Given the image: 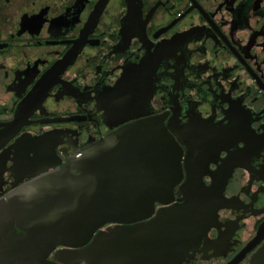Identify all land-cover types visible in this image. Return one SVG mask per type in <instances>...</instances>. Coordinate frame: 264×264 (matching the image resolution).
I'll use <instances>...</instances> for the list:
<instances>
[{
  "label": "flooded vegetation",
  "instance_id": "1",
  "mask_svg": "<svg viewBox=\"0 0 264 264\" xmlns=\"http://www.w3.org/2000/svg\"><path fill=\"white\" fill-rule=\"evenodd\" d=\"M122 95L139 116L112 114ZM150 120L182 149L175 199L94 238L180 205L217 228L186 238L179 264H228L264 222V0H0V199ZM80 250L48 264H88Z\"/></svg>",
  "mask_w": 264,
  "mask_h": 264
},
{
  "label": "water",
  "instance_id": "2",
  "mask_svg": "<svg viewBox=\"0 0 264 264\" xmlns=\"http://www.w3.org/2000/svg\"><path fill=\"white\" fill-rule=\"evenodd\" d=\"M122 98L112 100V114L122 109L123 119L139 116L127 114L130 98ZM181 158L175 138L155 120L103 137L60 170L0 199V264H48L57 246L82 248L73 257L88 264H179L181 243L193 233L198 243L206 241L210 229L217 228L214 217L210 225L198 223L193 229V213L187 216L188 207L175 205L131 230L94 235L109 223L150 218L156 202L172 203L182 178ZM260 244L248 264H264V222L228 264H240Z\"/></svg>",
  "mask_w": 264,
  "mask_h": 264
},
{
  "label": "crops",
  "instance_id": "3",
  "mask_svg": "<svg viewBox=\"0 0 264 264\" xmlns=\"http://www.w3.org/2000/svg\"><path fill=\"white\" fill-rule=\"evenodd\" d=\"M248 232H249V233H247L246 235H243V241H247V240L249 239L250 235H251L252 232H253V226L250 227V229H249Z\"/></svg>",
  "mask_w": 264,
  "mask_h": 264
}]
</instances>
